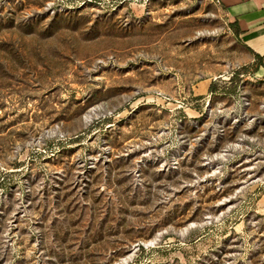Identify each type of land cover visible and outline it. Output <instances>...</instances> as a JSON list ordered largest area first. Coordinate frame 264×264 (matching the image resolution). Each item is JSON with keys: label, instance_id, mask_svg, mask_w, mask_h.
I'll return each instance as SVG.
<instances>
[{"label": "rangeland", "instance_id": "1", "mask_svg": "<svg viewBox=\"0 0 264 264\" xmlns=\"http://www.w3.org/2000/svg\"><path fill=\"white\" fill-rule=\"evenodd\" d=\"M254 68L212 0H0V264H264Z\"/></svg>", "mask_w": 264, "mask_h": 264}, {"label": "crops", "instance_id": "2", "mask_svg": "<svg viewBox=\"0 0 264 264\" xmlns=\"http://www.w3.org/2000/svg\"><path fill=\"white\" fill-rule=\"evenodd\" d=\"M212 1L224 15L246 60L254 63V73L264 79V0Z\"/></svg>", "mask_w": 264, "mask_h": 264}, {"label": "trees", "instance_id": "3", "mask_svg": "<svg viewBox=\"0 0 264 264\" xmlns=\"http://www.w3.org/2000/svg\"><path fill=\"white\" fill-rule=\"evenodd\" d=\"M213 88H214V84L211 82V83L209 84V90H210V91H213Z\"/></svg>", "mask_w": 264, "mask_h": 264}]
</instances>
